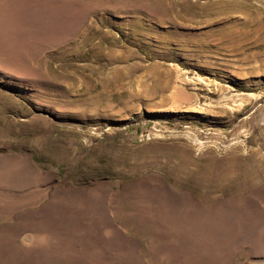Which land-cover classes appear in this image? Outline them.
<instances>
[{
    "label": "rangeland",
    "instance_id": "1",
    "mask_svg": "<svg viewBox=\"0 0 264 264\" xmlns=\"http://www.w3.org/2000/svg\"><path fill=\"white\" fill-rule=\"evenodd\" d=\"M206 1L0 0V264H264V0Z\"/></svg>",
    "mask_w": 264,
    "mask_h": 264
},
{
    "label": "bare ground",
    "instance_id": "2",
    "mask_svg": "<svg viewBox=\"0 0 264 264\" xmlns=\"http://www.w3.org/2000/svg\"><path fill=\"white\" fill-rule=\"evenodd\" d=\"M194 5H196L200 10H203L204 13L206 14V16L209 15H217L219 17H223L224 20H230L233 18V16H235L234 14L237 12H242L245 13V15L251 16L252 15V10L250 9H246V4H240L239 2H237L236 0H217V1H206L204 3H195ZM258 11V10H257ZM255 13V12H254ZM260 14V13H259ZM262 14V13H261ZM244 15V14H243ZM244 15V16H245ZM257 15V14H256ZM218 17H216L215 19H217ZM219 19V18H218ZM241 19V18H240ZM248 19V17H247ZM246 19V20H247ZM223 20V21H224ZM244 20V18H243ZM251 20V19H250ZM260 20V19H259ZM209 21V20H208ZM235 22V21H234ZM230 23V22H229ZM238 23V22H237ZM241 23V22H240ZM235 24H233L232 26H234ZM251 25V24H250ZM253 25V24H252ZM262 25V24H261ZM260 26V25H259ZM237 27V26H236ZM261 27V26H260ZM258 28V26H257ZM233 27L232 29L230 27H223L220 28L218 30L215 31H211L208 33L209 37L213 38L214 41H217L219 44L221 43H225V44H233L235 43L236 40V31H233ZM214 30V29H213ZM237 30V28H236ZM243 30V29H242ZM247 30V28L245 29ZM256 30V29H255ZM258 30V29H257ZM256 30V31H257ZM238 32V31H237ZM246 32V31H244ZM251 32V31H250ZM239 33H241L239 31ZM243 35V34H242ZM244 37V36H243ZM195 39V38H194ZM245 40V39H243ZM242 40V42H243ZM238 44V43H237ZM236 44V45H237ZM224 46V45H223ZM229 47H231L229 45ZM237 47V46H236ZM230 49V48H229Z\"/></svg>",
    "mask_w": 264,
    "mask_h": 264
}]
</instances>
